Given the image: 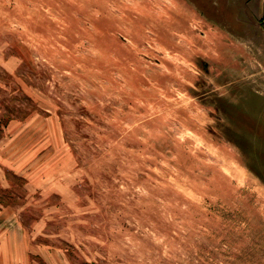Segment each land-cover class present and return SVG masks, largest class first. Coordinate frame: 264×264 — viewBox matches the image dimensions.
<instances>
[{"label": "rangeland", "instance_id": "rangeland-1", "mask_svg": "<svg viewBox=\"0 0 264 264\" xmlns=\"http://www.w3.org/2000/svg\"><path fill=\"white\" fill-rule=\"evenodd\" d=\"M252 2L0 0V264H264Z\"/></svg>", "mask_w": 264, "mask_h": 264}, {"label": "crops", "instance_id": "crops-1", "mask_svg": "<svg viewBox=\"0 0 264 264\" xmlns=\"http://www.w3.org/2000/svg\"><path fill=\"white\" fill-rule=\"evenodd\" d=\"M251 7L253 8V14L257 17L264 18V0H252ZM264 25V19H263ZM264 31V28H263Z\"/></svg>", "mask_w": 264, "mask_h": 264}]
</instances>
